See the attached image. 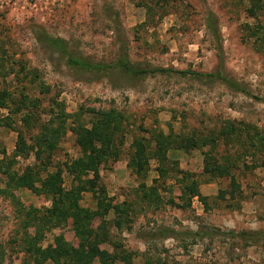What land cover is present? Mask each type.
<instances>
[{
  "label": "rangeland",
  "instance_id": "1",
  "mask_svg": "<svg viewBox=\"0 0 264 264\" xmlns=\"http://www.w3.org/2000/svg\"><path fill=\"white\" fill-rule=\"evenodd\" d=\"M45 37L105 68L69 67ZM123 58L200 75L222 66L251 97L192 75L132 80L112 67ZM0 93V264H39L60 238L81 248L74 221L35 225L51 207L38 190L67 191L66 166L92 148L104 154L83 180L127 211L104 220L100 250L115 264H264V0H0ZM47 127L52 149L36 161ZM30 172L40 181L23 187ZM79 206L95 211L91 192Z\"/></svg>",
  "mask_w": 264,
  "mask_h": 264
},
{
  "label": "trees",
  "instance_id": "2",
  "mask_svg": "<svg viewBox=\"0 0 264 264\" xmlns=\"http://www.w3.org/2000/svg\"><path fill=\"white\" fill-rule=\"evenodd\" d=\"M206 28L213 36L215 42L218 44V49L221 50L219 45V32L215 26L214 17L212 14L208 15ZM43 40L51 49L63 55V57L66 59L67 65L73 69L93 71L105 68L102 66H94L82 59L72 57V55L68 52L66 45L60 39L45 37ZM112 67L120 70L132 80L167 74H176L182 76L192 75L198 78L212 79L225 85L229 90L235 93H240L247 97H251L250 93L242 89L235 82L231 81L222 74V66L220 67L221 69L219 72L216 74L200 75L196 73L191 74L187 72H178L166 69H144L132 65L127 60V58H123L116 64L112 65ZM7 98L8 95L0 93V110L7 108L5 103ZM255 99L258 100L257 98ZM24 122H26V120ZM28 122L29 120H27V123ZM49 129L47 127V132L43 134L42 138H38L36 140V143H34L35 148H31V150H33L35 153L34 155L36 161L41 159V153H43V151L49 152L52 149V137L55 132L49 134ZM89 133L92 135L93 141L101 143L103 147H106V149L108 148L110 144L109 139L105 144V140L97 138L95 134H93V131ZM21 145L23 146V140L18 134L16 153L19 155H23L24 151L23 148H20ZM101 149L102 148L98 149L97 151L96 148H92L90 149V153L85 154L84 159H78L66 166V172L71 178V187L67 191L56 192L53 186L47 181H43L41 183L42 192H40L41 190H38V194L44 192L45 194L51 196V207L42 215L40 222L35 221V225H39L40 227V224H42V226L57 224L60 226L66 224L69 220L74 221L75 235L79 238V240L82 241V246L78 250H74L63 238L57 239L55 246L52 249L36 251L40 260L39 264H45L47 262L52 264H92L96 259L99 261V264H115L116 256H110L100 250L101 245L109 243V233L106 231V222L104 220L108 214H115L120 217L121 215H125L127 211L123 210L122 205L114 204L112 200L108 198L107 193L105 192L104 188L98 184L97 179H93L89 182H85V180H83L86 178V176L88 177L89 173L98 171L96 167V161L101 159L102 154H104V151L101 152ZM84 150L86 151V148ZM139 153L140 152H137L136 155ZM141 153L144 154V151L141 150ZM138 166L140 167V164ZM33 173L34 172H30L28 175H26V177L21 179L20 184L23 187L40 181L37 177L39 175ZM34 180L37 181L35 182ZM86 192H91L92 194L93 200L95 201V211H89L79 206L80 197ZM95 219L99 221L101 220L102 226L94 229L93 221H95ZM42 229H45V227ZM229 235L233 236L234 234L231 233Z\"/></svg>",
  "mask_w": 264,
  "mask_h": 264
}]
</instances>
